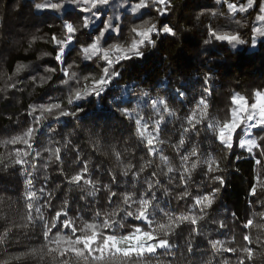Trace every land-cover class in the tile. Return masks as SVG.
<instances>
[{
    "label": "trees",
    "instance_id": "obj_1",
    "mask_svg": "<svg viewBox=\"0 0 264 264\" xmlns=\"http://www.w3.org/2000/svg\"><path fill=\"white\" fill-rule=\"evenodd\" d=\"M46 2L49 0H0V157H4V163L10 165L7 168L0 165V236H3L5 229H11L4 242L0 243V264H53L54 261V255H28L33 249H40L44 245L39 226H30L27 229L17 227L27 222L26 180H33L31 190L40 197L35 201L37 205L48 199L47 192L53 193V208L41 209L47 216H51L59 209L63 200L67 199L73 219L82 217L84 220H91L96 209L107 210L109 207L108 192L103 186L110 184L112 175H116L117 181L120 182L119 187L116 184L111 185L112 191L127 190L135 192L137 196L147 187L145 178L159 179L160 184L153 189L157 196L154 203L174 216L201 214L198 206L193 207L192 198L220 187L210 179V175H223L225 185L216 194L212 208L207 209L205 219L196 226L200 234L192 233L193 226L190 224L181 225L169 237L175 247L167 252L158 251L146 259L144 264H208L209 261L211 264H238L241 250L247 246V241L243 239L245 234H250L253 240L257 236L264 240V231L256 227H243L248 219H253L254 225L264 224V219L259 216V213L264 212V157H261L256 149L250 154L246 149L239 148L238 140L231 152L223 149L211 130H205L206 121L205 125L197 126L200 129L198 134L193 131L184 133L183 128L189 127L186 117L196 109L197 101L202 95H207L205 88L212 93L207 97L209 117L221 121L229 116L232 95L239 93L249 97L251 101L254 90H264V37L256 40L255 47L251 43L253 28L264 26V22L257 20L258 6L264 4V0H256L247 12L236 13H230L227 3L223 0L220 4H217L216 0H171L173 10L165 17H159L154 10L149 9H142L134 15L131 7L139 0H110V6H103L98 10V20L88 29L81 28L77 34L79 43L73 41L70 46L73 51L63 66L54 59L56 49L50 40L53 34L61 35L63 32L64 21L61 17L66 18L68 11L75 10L69 6L60 11L35 7L38 3ZM228 2L235 3L238 8L247 4V0ZM120 4L124 7H119ZM213 11L217 13L215 16L212 15ZM77 14L81 17L78 21L80 24L83 17L90 15ZM117 15L120 19H113V24H119L122 40H127L132 35L130 28L134 23L148 19L153 23L164 20L178 33L177 37H157L156 48L146 50L144 60L126 62L128 67L123 70L124 79L121 86L133 82L136 84V91L132 94L133 108L136 107L135 102L139 101L140 91H149L151 99L144 98L140 101L145 120L152 115V101L157 98L167 100L169 108L177 113L176 119L165 114L166 124L161 125L160 133L165 143L158 147L161 153L168 157V164L177 170H182V164H185L181 157L189 155L193 147L197 148L198 155H190L186 162L189 168L192 163L199 162L186 186L190 193L186 199H177L185 190V185L179 179V171L163 174L167 167L159 159V155H147V149L136 139L134 122L125 119L120 112L112 108L108 99L97 101L90 98L91 102H84V112L75 119L67 117L59 122L49 121L55 131L50 128L42 129L45 134H38L39 143L34 144V148L41 151V156L34 161L32 156L28 157L29 161L35 163V169L30 165H12L8 159L17 149L25 147L20 144L4 145L3 142L22 134L31 125L33 118L28 115L29 106L64 100L67 96L68 86L61 83L62 79H65L61 67L75 64L71 71L80 76L99 73L96 62L82 60L79 49L98 35L108 17ZM209 28L238 32L249 43L236 48L226 42L213 41L212 44H205L204 41L209 38ZM105 35L109 43L116 39V33ZM33 37L43 39L32 43ZM45 40L49 42L45 43ZM45 52L51 55H44ZM21 64L26 67L17 73V65ZM48 68H54L56 71L48 72ZM206 75L211 77L207 85L204 83ZM49 76L51 79L39 86L40 77ZM70 84L72 87L76 86L74 80ZM177 88L185 93L183 99L177 98ZM115 95L120 96V91L117 90ZM75 107L74 105L73 108ZM151 124L152 121H149V130ZM240 131L238 130V135ZM252 131L256 133L259 130ZM261 135H264V132H261ZM49 136L61 145L64 144V137L71 140L66 148H62L61 161L55 158L49 160V153L42 150L41 146L48 145ZM181 136L184 137L185 143L177 147ZM97 139L99 144L94 150L93 144ZM114 149L121 152L120 161L116 160ZM209 155L220 161L224 169L222 173L206 174L207 165L204 161ZM12 158L14 159V155ZM256 159H260L261 163L257 164ZM84 161H88L90 178L99 182L97 187L100 191L95 197L88 195L92 190L89 186L78 188L69 185L65 179L66 176L70 177L80 171ZM146 161L152 163L146 164ZM128 164L133 166V171L142 165L145 166L139 183L132 180L131 173L128 177L121 175L122 169ZM154 171L158 173L157 177H152ZM254 185L256 195L252 196L250 190ZM42 187L45 188V193L39 191ZM165 190L168 195L164 194ZM116 199L113 198L114 203ZM156 219L166 218L158 212ZM221 220L225 224L223 228L214 222ZM129 222L135 223L131 218ZM76 224L80 227L81 220L76 219ZM129 230L126 224L121 231ZM189 240L192 242V253L187 251ZM212 240L223 241L225 248H234L236 252L214 249L209 243ZM251 247L255 254L250 264H264V246L257 247L253 243Z\"/></svg>",
    "mask_w": 264,
    "mask_h": 264
},
{
    "label": "snow or ice",
    "instance_id": "obj_2",
    "mask_svg": "<svg viewBox=\"0 0 264 264\" xmlns=\"http://www.w3.org/2000/svg\"><path fill=\"white\" fill-rule=\"evenodd\" d=\"M222 0H216L220 4ZM227 3L230 13L247 12L256 3V0H247V4L237 7L235 3H229L228 0H223ZM66 6L74 8L75 11H68L67 17H61L64 21L62 24L63 32L61 35L53 34L50 42L55 46L56 52L54 59L60 64L64 65L68 56L73 51L70 46L75 40L79 43L77 34L81 28L88 29L95 20L99 19L98 10L103 6H110V0H60V2H46L35 5L37 9L49 8L55 11L65 9ZM119 7H124L120 4ZM257 20L264 22V4H260ZM142 9L154 10L159 17H165L173 10L171 0H139L131 7V12L135 15ZM77 13H89V16L82 18V24L78 23L81 17ZM217 13L212 12L215 16ZM203 15V13H201ZM113 19L119 20L120 17H108L103 22V28L98 35L86 46H81L79 51L82 60L95 61L99 68V73H89L80 76L77 72L71 71L75 64H68L66 67H61V71L65 79L61 83L68 86V94L64 100H55L39 105H30L28 115L31 116L32 123L20 135L13 136L11 139L3 142L4 145H24L23 149H17L14 154H10L8 159L11 160L12 165H20L24 167L30 165L33 169L36 168L35 163L29 161L28 157L32 156L34 161L41 156V151L34 148V144H38V134L43 136L45 133L42 129L50 128L55 131L49 121H61L62 118L71 117L75 119L81 112H84V102H91V99L97 101L101 99H108L109 105L116 111L120 112L125 119L134 122L135 136L138 142L147 149L148 156L159 155V159L167 167V171L163 173L168 175L179 171V179L185 185V190L181 192L177 199H186L190 193L187 191L188 181L191 179V173L197 169L198 163H192L191 168L186 166L190 155L196 156L197 148L193 147L189 155H184L181 160L185 162L182 164V170H177L168 164V157L161 153L158 145L165 143L161 139V125L166 124L165 114L173 119L178 118L177 113L169 108L168 101L163 98H157L152 101L151 112L152 115L145 120L144 111L141 107L140 101L144 98H149L150 93L147 90H141L139 94V101H136V107L133 108L132 94L136 91V84H124L121 86V81L124 79V69L128 67L126 62L135 60H144L145 51L156 48V38L161 35L177 37V31L164 20H158L153 23L151 19L142 20L140 23H134L130 28V37L127 40H122L120 37L121 28L119 24H113ZM239 23V21H236ZM159 24V26H158ZM251 36L252 46H256V40L264 37V26L255 27L252 30ZM106 33H116L114 42L109 43L106 39ZM209 38L204 41L205 44H212L213 41L226 42L233 48L239 45H245L249 41L243 39L238 32L218 31L209 28ZM40 37H33L32 43ZM45 43L49 41L45 40ZM44 55H51L45 52ZM26 66L17 65L16 72H21ZM48 72L54 73L56 69L48 68ZM11 79V77H9ZM51 79V76L45 78L40 77V85L43 86ZM75 81L76 86L72 87L70 82ZM211 77L206 75L204 83L207 85ZM14 87V85H13ZM119 90L121 95L116 96L115 92ZM207 95H202L197 101L196 109L192 111L191 115L187 116V124L189 127L183 128L184 133L190 131L199 133L198 125H205V130H211L215 139L223 147V149L231 152L234 148V143L238 140V146L241 149H246L248 153H253L256 149L261 157H264V90L256 89L253 91L251 101L249 97L235 93L231 96V107L229 108V116L224 120L215 117H209L208 96H211V91L208 88L204 89ZM178 99H183L185 93L181 89L175 90ZM110 97V98H108ZM91 98V99H90ZM76 106L73 108V106ZM157 117V119H153ZM149 121H152L151 130H149ZM253 129H257L253 133ZM238 130H241L238 135ZM71 140L64 137V144L61 145L53 137L49 136L47 146H41L43 151L49 153V160L55 158L61 161L62 148H66ZM185 139L181 136L177 147L184 145ZM99 140L97 139L93 148L97 147ZM57 145V146H53ZM127 151V149H126ZM33 152L35 155L33 156ZM117 161L121 160V152L113 151ZM14 155V159L12 156ZM79 157V154H78ZM4 157H0V165L5 168L10 165L4 163ZM146 164L152 161H146ZM207 165L206 174L222 173L224 169L221 167L220 161L215 156L209 155L204 161ZM256 163L260 164L261 160L256 159ZM144 165L138 170L133 171V166L128 164L121 171V175L128 177L131 173L132 180L139 183L141 174L144 171ZM158 173L153 172L152 177H157ZM69 185H75L82 188L84 185L89 186L92 190L88 195L95 197L100 189L97 187L98 181H93L89 175L88 161H84L83 167L80 171L65 177ZM171 179V177H170ZM213 182L219 184L220 187L213 188L210 193L203 195H196L192 199L194 201L193 207H199L200 213L191 215L174 216L171 212L162 209L155 204L157 200L156 192L153 191L157 185L160 184L159 179L145 178L144 183L147 185L142 190V194L137 196L135 192L127 190L123 192L112 191L111 185L116 184L119 187L116 175L111 176L110 184H105L103 187L108 192L107 200L109 207L107 210L96 209L91 220H84L82 217L76 219L81 220V226L78 227L76 219L70 216L69 201L63 200L58 210H55L51 216H47L41 211L42 208H53L52 200L54 199L52 192H47L48 199L43 204L37 205L35 201L39 200L35 191H32L33 180H26L27 190L25 192L26 198V223L18 225L20 228H29L30 226H39L42 230L44 245L40 249H33L28 255H37L41 257L46 255H54L53 264H144L146 259L152 257L158 249L167 252L175 247L170 242L171 237L176 229L183 224L192 225L191 232L199 235V229L196 227L200 221L205 219L207 209H211L215 203L216 194L220 188L225 185V177L223 175H210ZM136 185H133L135 187ZM59 187V186H57ZM41 193H45V188H40ZM150 194V195H149ZM165 195L169 193L165 190ZM250 195H256V186L254 185L250 190ZM117 198L113 202V198ZM33 212L35 215H33ZM160 213L163 218L157 220V213ZM235 216V213H233ZM261 219H264V212L259 213ZM131 221L135 223H130ZM219 224L220 228L225 227L224 222L214 221ZM129 227V231H121L125 225ZM244 228L252 229L256 227L260 231H264V224L254 225L253 219H248L243 225ZM67 230V232L65 231ZM11 229H5L3 236H0V243L4 242ZM243 239L247 241L241 251L242 255L238 257V264H250L254 258L255 250L251 247L253 243L257 247L264 246V240L257 236L253 240L250 234H245ZM214 249L223 250L226 252L235 253L234 248H225L224 242L220 240L209 241ZM47 249L45 252L44 249ZM187 251L193 252L192 242L188 241ZM20 259V257H15ZM7 264V262H6ZM208 264H211L209 261Z\"/></svg>",
    "mask_w": 264,
    "mask_h": 264
},
{
    "label": "rangeland",
    "instance_id": "obj_3",
    "mask_svg": "<svg viewBox=\"0 0 264 264\" xmlns=\"http://www.w3.org/2000/svg\"><path fill=\"white\" fill-rule=\"evenodd\" d=\"M158 251H164V250H160V249H158L157 252H158ZM157 252H156V253H157ZM156 253H155V254H156Z\"/></svg>",
    "mask_w": 264,
    "mask_h": 264
}]
</instances>
